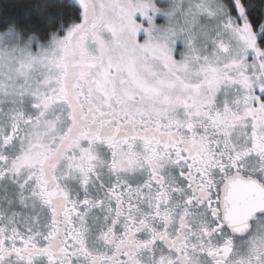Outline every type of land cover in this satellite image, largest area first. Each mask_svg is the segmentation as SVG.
Here are the masks:
<instances>
[{"label": "snow or ice", "instance_id": "1", "mask_svg": "<svg viewBox=\"0 0 264 264\" xmlns=\"http://www.w3.org/2000/svg\"><path fill=\"white\" fill-rule=\"evenodd\" d=\"M14 7L0 264H264V0Z\"/></svg>", "mask_w": 264, "mask_h": 264}, {"label": "trees", "instance_id": "2", "mask_svg": "<svg viewBox=\"0 0 264 264\" xmlns=\"http://www.w3.org/2000/svg\"><path fill=\"white\" fill-rule=\"evenodd\" d=\"M36 0H0V18H3L6 14L18 15L17 8L14 6L29 7Z\"/></svg>", "mask_w": 264, "mask_h": 264}]
</instances>
